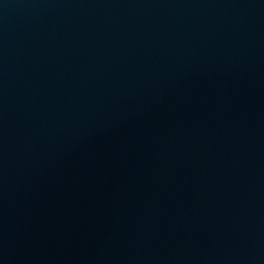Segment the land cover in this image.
<instances>
[{
	"label": "water",
	"instance_id": "obj_1",
	"mask_svg": "<svg viewBox=\"0 0 264 264\" xmlns=\"http://www.w3.org/2000/svg\"><path fill=\"white\" fill-rule=\"evenodd\" d=\"M0 264H264V0H0Z\"/></svg>",
	"mask_w": 264,
	"mask_h": 264
}]
</instances>
